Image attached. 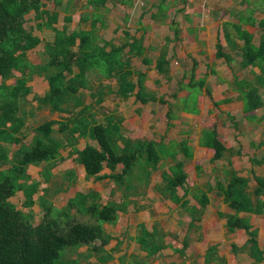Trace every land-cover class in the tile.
<instances>
[{
	"label": "trees",
	"instance_id": "1",
	"mask_svg": "<svg viewBox=\"0 0 264 264\" xmlns=\"http://www.w3.org/2000/svg\"><path fill=\"white\" fill-rule=\"evenodd\" d=\"M107 2L88 0L86 5L92 7V13L80 18V28L69 31L68 24L72 22V16L67 15L64 27L58 29L54 26L58 14L44 10L43 0H0V264H79L76 259L65 260V256L60 262L61 252L66 247L73 248L71 252L86 247L84 257H94L95 264L112 260L111 252L105 247L113 240V236L106 231L105 224L118 221L119 213L125 211L126 202L102 204L99 193L78 192L68 200L66 206L57 208L49 199V190L44 189L37 199L43 216L39 223L34 221V211L31 209L36 204L34 195L38 193L40 182H29L31 177L28 167L45 166L42 174L45 182H49L51 169L65 159L61 150L68 146L71 147L69 155H76L77 162L84 167L86 178L113 181L120 188L124 187L125 198L137 195L138 185L135 182L147 185L152 173L163 162L170 160L167 169L161 173L162 183L156 187L160 195L185 209L192 218L190 226H194L211 202L209 192L215 191L231 210L219 213L220 218L225 220L227 232L233 234L243 230L248 236L242 247L233 244L232 250L236 254L245 252L254 260V264H262L264 251L259 246L258 230L253 227L248 215L264 213V174L254 176L256 185L252 188L249 178L241 176L232 167L230 159L234 154L220 140L216 128L203 130L199 144L214 151L212 163L227 160L228 165L223 168L222 178H218L214 186L207 184L205 189L191 187L187 185L185 163L178 159L179 153H183L186 159L193 158L192 148L186 141L173 142L167 146L155 140H132L124 135L121 120L116 122L114 116H110L103 124L93 112L95 106L85 103L84 90L89 91L90 96L96 98L95 104L99 105L104 101L103 90L110 89L109 85L94 89L92 75L99 82L103 79L116 81V93L122 99L135 96L142 104L164 103L162 98L158 99L147 90L146 74L131 68L133 58H140L147 65L152 63L146 56L143 37H131L126 32L124 43L115 45L98 36L97 23H103L100 12ZM166 9L163 1L157 7V14L152 16H165L163 12ZM32 12L38 21L46 17L44 26L55 33L53 41L44 45L47 62L41 65H35L28 59V52L42 42L25 26L27 16ZM87 21H90V28H81V23ZM245 24L255 26V19L252 16H240L239 22H225L222 26L227 45L241 58L240 68L259 69L254 81H234L243 103V112L252 121L255 119L254 112L264 106L260 93L264 91V35L258 44L255 43L254 34L243 28ZM259 26L264 28V18ZM173 28L177 39L179 30ZM216 49L217 59H224L226 63L233 61L234 57L225 52L221 40H218ZM169 65L167 54L162 52L156 60V70L168 76ZM35 75L42 76L49 86L44 96L35 97L38 108H46L51 114L67 116L43 122L35 128L32 142L25 144L27 135L23 130L28 113L24 105L32 93L28 84ZM135 75L137 78L133 80ZM13 77L15 81L8 85L7 81ZM198 85L203 87L204 81L193 83L192 80L188 84H180V90L189 92L187 97L180 100L181 109L186 113H199ZM55 126L58 128L55 129ZM80 138L93 141L95 145L87 143L80 150ZM5 144L20 146L10 156ZM260 145L264 146V142ZM263 161L264 158L256 163ZM119 165L122 166L121 172H118ZM3 166L7 167L1 168ZM105 168L110 170L109 174H102ZM70 175L74 176V173L70 172ZM179 189L183 191L182 195ZM19 192L24 194L23 205L30 209L29 212L17 209L10 201ZM189 195L197 201L199 208L190 204ZM76 215L89 216L93 221L81 222ZM164 238L165 235L158 228L149 230L140 224L139 232L133 239L146 253V259H139L135 264H148L146 260L171 247ZM187 247L188 241L185 240L179 253L184 255ZM213 263L226 264V260L218 255L216 245L208 248L205 257V264Z\"/></svg>",
	"mask_w": 264,
	"mask_h": 264
},
{
	"label": "rangeland",
	"instance_id": "2",
	"mask_svg": "<svg viewBox=\"0 0 264 264\" xmlns=\"http://www.w3.org/2000/svg\"><path fill=\"white\" fill-rule=\"evenodd\" d=\"M87 1L43 0V3L44 10L48 13L58 14L55 27L59 29L64 27L65 17L71 15L73 20L68 24V28L69 31H73L80 28L79 21L82 16L92 13V7L86 5ZM163 1L167 6L163 12L165 16L159 15L158 18H154L152 15L157 14V7ZM100 13L103 23H97V33L102 40L120 45L126 39V32L131 37H143L147 48L146 56L152 63L147 65L142 59L133 58L131 68L146 74L147 90L158 99L162 98L164 103L157 101L142 104L136 101L135 96L123 100L116 93V81L103 79L99 82L96 76L92 75L94 89L104 85L110 86V89L103 90L104 101L99 105L95 104L96 98H92L89 91H83L85 103L95 106L93 112L96 118L101 119L104 113L115 111L124 118V135L132 140H155L167 146L173 142L186 141L192 148L193 158L186 159L183 153H179L178 159L185 163V171L188 173L187 185L202 189H205L207 184L214 186L216 180L222 178L223 168L228 165L227 160L212 163L214 152L199 144L203 130L216 128L220 140L234 154L230 159L232 167L241 176L249 178L250 186L253 188L256 185L254 176L264 174V161L256 163L264 158V146H260V143L264 142V106L256 110L255 119L249 121L246 118L248 115L243 112V103L235 89L234 81L235 79L254 81L259 69L240 68L241 58L227 45L222 25L225 22H239L240 16L244 18L252 16L255 19V26L245 24L243 28L254 34V42L258 44L264 35V28L259 26V22L264 18V0H108ZM27 18L25 24L27 30L42 40L36 49L28 52V59L35 65H41L47 62L44 45L54 39L55 33L44 26L46 17L38 21L32 12ZM173 26L179 30L177 39ZM81 28L89 29L90 21L81 23ZM218 40H221L225 52L234 57L231 63L216 58ZM162 52L167 54L170 62L168 76L160 74L155 68L156 60ZM136 78L135 75L133 80ZM14 79L15 77L8 80L7 84H13ZM192 80L193 83L204 81L203 87L198 85L200 87L197 99L198 114L186 113L181 109L180 100L187 97L189 92L180 90V84H188ZM28 85L32 88V93L24 105L28 113L26 127L23 130L27 135L25 144L32 142L35 128L43 122L66 118L65 115L51 114L46 108H38L39 104L35 97L44 96L49 89L48 82L42 76H33ZM260 93L264 100V91L261 90ZM216 103L219 105H215ZM57 128L55 126V129ZM86 142L93 143L81 140L79 148L85 147ZM4 146L9 149L12 156L20 145ZM70 151V147L62 150L66 160L51 169L49 182H45L42 174L45 167L43 165L28 168L31 177L29 182H40L34 198L38 199L44 189L49 190V199L57 208L66 206L68 200L76 193L90 191L100 194L102 204L127 203L125 211L119 213L118 221L105 227L113 236V240L105 247L113 258L105 264H135L139 259H146V253L133 239L139 232L140 224H144L149 230L158 228L165 235V242L172 247L165 248L160 254L146 260L148 264H205L207 250L213 245L217 246V253L226 260V264H254V260L247 253L236 254L232 250L233 244L242 247L248 236L243 230L233 234L227 232L225 220L220 218L219 213H228L231 210L215 191L209 192L211 202L201 219L194 222V226H190L192 218L185 209L160 195L156 187L162 183L161 173L167 169L170 160L163 162L158 170L152 173L147 185L135 182L138 185L137 195L125 198L124 187L120 188L113 181L86 178L77 160L68 156ZM4 167L7 166L1 168ZM121 170L122 166L119 165L118 172ZM70 172H73L74 176L70 175ZM103 173L109 174L110 170L106 168ZM179 194H183L181 189ZM24 198V194L19 192L11 200L20 207ZM188 199L192 206L199 208L191 195ZM31 210L34 211V221L39 223L43 216L41 207L35 205ZM248 216L253 227L258 230L259 246L264 251V213ZM76 218L81 222L93 221L89 216L76 215ZM185 240L188 241V247L184 255H181L179 250L183 248ZM86 249L83 247L71 252L73 248L66 247L61 252L60 262H63L65 256V260L76 259L79 264H95L94 257L89 259L84 257Z\"/></svg>",
	"mask_w": 264,
	"mask_h": 264
},
{
	"label": "crops",
	"instance_id": "3",
	"mask_svg": "<svg viewBox=\"0 0 264 264\" xmlns=\"http://www.w3.org/2000/svg\"><path fill=\"white\" fill-rule=\"evenodd\" d=\"M55 26V25H54ZM59 29V28H58ZM247 31H249L248 29H247ZM250 32V31H249ZM250 33H252V32H250ZM34 34V33H33ZM253 34V33H252ZM35 36H37V37H39L38 35H36V34H34ZM40 38V37H39ZM42 41V40H41ZM53 41V40H52ZM52 41H50V42H52ZM136 99V98H135ZM123 100H126V99H123ZM137 101V100H136ZM138 102V101H137ZM55 114H57V113H55ZM247 115V114H246ZM256 115V114H255ZM63 116V115H62ZM65 116H67V115H65ZM110 116H114V119H115V121L116 122H120V120L122 121L121 122V127H122V131H123V123H125V121H124V118L122 117V116H119V115H117V113L114 111V112H110V113H108V114H105L104 113V116L101 118V119H98V121L99 122H101V123H106V121L109 119L108 117H110ZM256 117V116H255ZM81 140H86V139H83V138H80L79 139V142L81 141ZM90 141V140H89ZM79 142H78V148H79ZM262 143V142H261ZM86 144H87V142H86ZM90 144H93V145H95V142H93V143H90ZM86 146V145H85ZM261 146V145H260ZM69 147V146H68ZM71 148V147H70ZM228 148V147H227ZM80 150H82V149H84V147H82V148H79ZM206 149H208V148H206ZM63 150V149H62ZM62 150H61V154H62ZM208 150H210V151H213V150H211V149H208ZM214 152V151H213ZM70 153V152H69ZM62 156L65 158L64 159V161L66 160V156L64 155V154H62ZM68 156L69 157H73V158H75L76 159V155H74V156H70L69 154H68ZM261 161V160H260ZM61 162H63V161H61ZM80 165V164H79ZM31 166H33V165H31ZM31 166H29V167H31ZM28 167V168H29ZM80 169L82 170V171H84V167L82 166V165H80ZM106 169V168H105ZM104 169V170H105ZM85 172V171H84ZM104 172V171H103ZM103 174H106V173H103ZM18 194V193H17ZM43 194V193H42ZM39 196H41V195H39ZM38 196V197H39ZM13 198V197H12ZM11 198V199H12ZM35 200H36V204L35 205H38L39 206V202L37 201V198H34ZM24 201H25V198L23 199V201L21 202V206L20 207H18L16 204H14L13 202H12V200H11V202L14 204V205H16V207H17V209H19V210H21V211H23V212H29L30 211V209H28V208H25L24 207V205H23V203H24ZM35 205H34V207H35ZM34 207H32V208H34ZM40 207V206H39ZM56 207V206H55ZM106 225L107 224H105V227H106Z\"/></svg>",
	"mask_w": 264,
	"mask_h": 264
}]
</instances>
